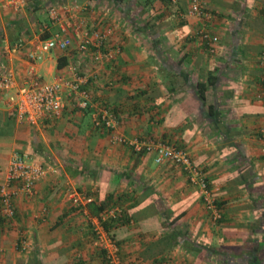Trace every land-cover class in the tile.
<instances>
[{"label": "crops", "instance_id": "obj_1", "mask_svg": "<svg viewBox=\"0 0 264 264\" xmlns=\"http://www.w3.org/2000/svg\"><path fill=\"white\" fill-rule=\"evenodd\" d=\"M39 1L29 4L32 14L44 8ZM201 2L202 17L190 14V0L70 3L89 4L85 17L113 29L109 47L120 53L107 61L79 53L74 41L34 65L46 82L82 78L91 94L85 112L65 97L62 115L35 127L0 102V186L14 152L53 170L34 197L15 196L13 219L0 214V264H100L92 226L72 212L80 193L114 195L131 207L133 223L115 231L123 264H264V0ZM10 15L0 16V47L12 42L2 29ZM202 31L218 38L214 51ZM34 37L5 56L18 87L31 79L27 54L41 38ZM211 74L216 83L202 98L197 85ZM105 106L120 136L187 151L221 220L212 221L179 165L157 164L154 153H136L98 129L94 115Z\"/></svg>", "mask_w": 264, "mask_h": 264}, {"label": "built area", "instance_id": "obj_2", "mask_svg": "<svg viewBox=\"0 0 264 264\" xmlns=\"http://www.w3.org/2000/svg\"><path fill=\"white\" fill-rule=\"evenodd\" d=\"M33 0H0V16L8 12L18 14L24 11ZM177 2V0H171ZM190 14L196 17L203 16L201 0H190ZM91 6L88 4H67L58 2L49 7L47 23L40 26L38 35L40 42L37 47L30 49L27 59L32 66L31 79L24 86L18 87L15 79L14 69L6 63L5 56L16 54L28 46L26 38H18L15 42H7L0 47V93L5 94L0 102H6L22 121L32 126L40 127L46 121H54L63 113L65 97H77V106L85 109L89 105V95L81 90L84 80L81 78L68 79L59 77L53 82L41 80L34 73V65L44 60L48 51H67L74 41H77V51L85 54L89 51H96L101 58L111 61L120 49L109 47V39L113 33L112 28L100 29L92 25L85 17L91 13ZM48 36L42 40V36ZM201 38L209 42L211 50L218 42L217 37H212L207 31L201 32ZM264 64V62H262ZM76 68H74V71ZM13 92V93H11ZM96 127H105L110 131L109 135L113 143L129 145L136 153H154L155 162L162 164L172 162L179 165L187 174L189 182L198 187L202 192L203 203L210 213L213 222L222 218L218 199L215 193L209 188L208 182L198 167H195L190 154L173 145L154 140L127 139L116 133L117 117L107 107H103L94 115ZM53 171L33 161L31 157L20 151L11 155L9 162L8 181L0 186V214L5 219H13L16 215L13 201L16 195L23 193L29 197L35 196L37 183L49 172ZM12 184H16L13 187ZM94 201L83 193L74 197V205H88ZM85 213L88 214L87 210ZM121 209H111L105 215V219L117 217ZM96 224L98 239L95 245H102L108 250L112 264H121L118 257L119 248L109 237L98 219H93Z\"/></svg>", "mask_w": 264, "mask_h": 264}, {"label": "trees", "instance_id": "obj_3", "mask_svg": "<svg viewBox=\"0 0 264 264\" xmlns=\"http://www.w3.org/2000/svg\"><path fill=\"white\" fill-rule=\"evenodd\" d=\"M111 1H113L114 3H123L126 0H111ZM37 9L39 10L40 7H38ZM37 23L39 24V26L42 25V21L39 19H37ZM16 28H18V27H16ZM47 37L48 36L43 35L42 40L46 39ZM20 38H22V37H20ZM17 39H18V37H17ZM17 39H15V40L12 39V43L15 42ZM61 66L62 65L60 63L59 67H61ZM216 78H217V76L215 74H211V75H209V78L206 82L198 83L197 88H198V91H199L202 98L205 97V94L209 90V88L216 83ZM85 84H86V82L84 81L81 85V90L85 91L89 95V97H90L89 105L85 109L79 108L77 106L81 111H84V112L89 110L90 105H91V94L85 88ZM75 98L77 99V97H75ZM105 107H107V106H105ZM107 108H110V107L108 106ZM93 124H94V122H93ZM97 128L100 129L101 131H107L108 133H110V131H108V129H106L105 127H97ZM141 153H145V152H141ZM83 194L88 196V197H92L94 199V201L88 205H81V204L75 205V206L73 205V211L72 212L75 213L77 216L82 217L90 227L92 226L91 227L92 240L94 243V247L99 251V258L101 259L100 264H112V262H111V259L109 258L108 250L105 249L102 245H95V243L97 242V239H98V234L96 231V224H95L93 219H98L100 221V225L103 227L104 231L107 232L109 237L117 245V247L119 248L118 257H119V260L121 261V264H123L122 263L121 247H120L119 242L116 241L115 231L120 226L130 225L133 223V219L130 216V211H129V210H131V207L129 209L125 208L121 204L120 199L119 198L115 199L114 195H110L109 197H106L105 199H99L98 198L96 200L93 196H90L89 194H85V193H83ZM115 208L121 209L120 215H118L115 218L110 217V218L105 219L104 217L107 214V212L109 210L115 209ZM85 210H87L88 214L85 213Z\"/></svg>", "mask_w": 264, "mask_h": 264}, {"label": "rangeland", "instance_id": "obj_4", "mask_svg": "<svg viewBox=\"0 0 264 264\" xmlns=\"http://www.w3.org/2000/svg\"><path fill=\"white\" fill-rule=\"evenodd\" d=\"M60 1L63 2L65 0H49V2L48 0H45L44 8H40V11L38 10L33 14L31 6L24 9L21 13L11 14L9 18L4 21V27L2 28L4 32L3 36L5 37L8 35L11 41L12 39H17V37L35 38L34 36L38 34L40 29L37 19L41 20L42 24L47 23L49 21L47 9ZM32 2L40 3L39 0H33ZM65 2H67V0ZM71 2H73V0H68L67 3L70 4ZM78 2L84 3V0H78Z\"/></svg>", "mask_w": 264, "mask_h": 264}]
</instances>
